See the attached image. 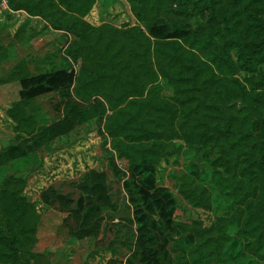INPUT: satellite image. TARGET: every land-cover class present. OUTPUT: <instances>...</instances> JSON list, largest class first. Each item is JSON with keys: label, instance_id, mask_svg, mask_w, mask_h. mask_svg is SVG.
Listing matches in <instances>:
<instances>
[{"label": "rangeland", "instance_id": "obj_1", "mask_svg": "<svg viewBox=\"0 0 264 264\" xmlns=\"http://www.w3.org/2000/svg\"><path fill=\"white\" fill-rule=\"evenodd\" d=\"M100 1L84 19L95 29L102 27L103 36L98 38L99 31L93 30L91 36L96 38L88 45L98 40L107 42L112 35L109 26L122 28L125 22H135L150 36L143 21L133 14L129 0H103L113 1L106 12ZM204 11L202 0H175L165 9L161 22L171 32H178L204 20ZM80 18L68 10L65 0H0V226L8 225L2 191L9 187L27 201L23 234L19 236L21 263L264 264V206L257 205L261 220L257 229L240 231L244 224L237 196L224 191L223 169L214 163L220 155L217 147H188L178 137L171 140L176 145L157 144L156 190L152 189L145 201L139 193L141 181L131 174L129 161L111 147L109 135L103 138L97 130L115 110L102 95L87 99L89 121L75 124L60 137L34 142L41 129L61 119L65 111L59 87L33 96H28L27 90L41 75L57 70L78 73L79 64L68 55L67 48L72 40L68 28ZM150 40L149 64L157 73V81L118 108L135 98L148 105L174 102L173 82L161 71L168 68L175 75L176 70L157 57L155 38L150 36ZM103 52L99 47L85 52L84 61L90 70L99 66L97 56ZM108 56L110 68L116 70L118 51L110 48ZM75 83L72 93L79 98ZM154 84L161 86L157 95L153 93ZM127 136L134 144L136 137L130 127ZM14 145L21 146L26 155L8 160L5 152ZM191 162L197 174L186 170ZM89 170H103L110 202L95 204L84 220L87 206L79 205L84 198L80 184H91ZM164 188L173 203L161 209L160 190ZM190 190L195 195L209 194L205 207L194 206L183 196V191L189 194ZM142 219L145 226L141 228ZM252 223L249 221L247 227ZM200 234L207 240L201 242Z\"/></svg>", "mask_w": 264, "mask_h": 264}, {"label": "trees", "instance_id": "obj_2", "mask_svg": "<svg viewBox=\"0 0 264 264\" xmlns=\"http://www.w3.org/2000/svg\"><path fill=\"white\" fill-rule=\"evenodd\" d=\"M96 1L65 0L68 10L81 17L68 28L72 40L67 48L79 70L77 74L57 70L41 75L27 90L28 96H33L59 87L65 111L61 119L43 127L34 142L60 137L75 124L89 121L91 114L86 101L93 94H100L115 110L104 127L100 123L97 130L103 138L109 135L111 147L129 161L131 174L141 181L139 193L145 201L152 189L156 190L157 144L176 145L171 140L178 137L188 147L213 145L220 153L214 163L223 169L224 191L237 196L244 224L240 231L256 230L261 221L257 205L264 206V0H202L204 20L178 32H171L161 22L165 9L175 0H129L136 19L142 20L148 35L155 38L157 57L176 70L175 75L168 68L161 71L166 80L173 82L175 99L173 104L148 105L135 98L120 108L130 96L140 95L144 87L157 81V73L149 64L151 40L135 22H125L120 25L122 28L109 26L111 38L107 42L98 40L104 29H95L84 19ZM100 4L106 12L113 1L101 0ZM93 30L99 31L98 41L88 45V41L96 38L91 36ZM95 47L103 48L104 52L97 56L99 66L90 70L84 54ZM110 48L118 51L116 70L110 68L111 60L107 57ZM74 81L79 98L72 93ZM152 88L155 95L159 94L161 86L154 84ZM129 127L136 137L134 144L127 136ZM109 153L113 157V152ZM24 155L26 151L19 145L5 152L8 160ZM186 170L198 173L192 162ZM88 176L91 184L86 181L80 184L84 198L79 205L87 206L84 220L95 204L110 202L103 170H89ZM160 191L161 209L171 207L173 198L169 190ZM182 193L194 206L205 207L210 200L205 192ZM2 203L8 225L0 226V264H22L19 236L23 234L27 201L7 187L2 191ZM78 213L76 210L75 214ZM249 221L253 223L248 228ZM139 225L145 226V220H140ZM199 240L206 241L207 237L200 234Z\"/></svg>", "mask_w": 264, "mask_h": 264}]
</instances>
